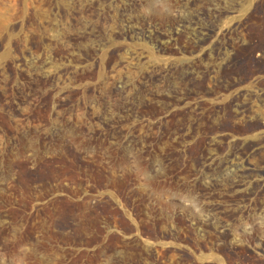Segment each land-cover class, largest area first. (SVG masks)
<instances>
[{
  "label": "rangeland",
  "instance_id": "374dc122",
  "mask_svg": "<svg viewBox=\"0 0 264 264\" xmlns=\"http://www.w3.org/2000/svg\"><path fill=\"white\" fill-rule=\"evenodd\" d=\"M0 264H264V0H0Z\"/></svg>",
  "mask_w": 264,
  "mask_h": 264
},
{
  "label": "trees",
  "instance_id": "16d2710c",
  "mask_svg": "<svg viewBox=\"0 0 264 264\" xmlns=\"http://www.w3.org/2000/svg\"><path fill=\"white\" fill-rule=\"evenodd\" d=\"M64 147L68 152H73V146L69 142L65 143Z\"/></svg>",
  "mask_w": 264,
  "mask_h": 264
}]
</instances>
